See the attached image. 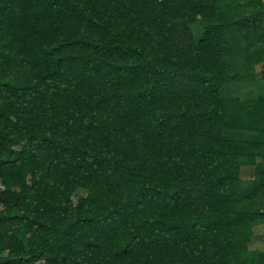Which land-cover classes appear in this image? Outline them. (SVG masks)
Segmentation results:
<instances>
[{"label":"trees","instance_id":"trees-1","mask_svg":"<svg viewBox=\"0 0 264 264\" xmlns=\"http://www.w3.org/2000/svg\"><path fill=\"white\" fill-rule=\"evenodd\" d=\"M255 263L264 0H0V264Z\"/></svg>","mask_w":264,"mask_h":264},{"label":"rangeland","instance_id":"rangeland-1","mask_svg":"<svg viewBox=\"0 0 264 264\" xmlns=\"http://www.w3.org/2000/svg\"><path fill=\"white\" fill-rule=\"evenodd\" d=\"M239 94H242L243 96H248V95H254V92L251 93V91L247 90V89H243ZM244 176H249V169L244 173ZM257 264V263H255Z\"/></svg>","mask_w":264,"mask_h":264}]
</instances>
